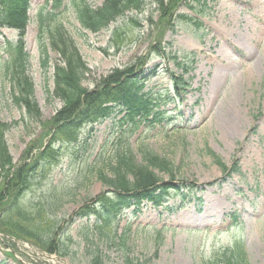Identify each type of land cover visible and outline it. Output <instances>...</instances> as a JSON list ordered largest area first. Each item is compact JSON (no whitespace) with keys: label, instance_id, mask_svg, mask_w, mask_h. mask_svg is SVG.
<instances>
[{"label":"rangeland","instance_id":"rangeland-1","mask_svg":"<svg viewBox=\"0 0 264 264\" xmlns=\"http://www.w3.org/2000/svg\"><path fill=\"white\" fill-rule=\"evenodd\" d=\"M71 1H63L56 22L87 69L84 89L93 91L112 70L132 69L147 77L144 90L159 102L163 121L133 127L112 118L85 128L77 144L59 146L57 160L41 167L16 207L2 217L0 264H90L94 255L101 264H125V259L223 264L212 251L235 245L244 264H264V0H212L199 17V32L186 24L174 32L162 30L169 10L161 16L153 0H146L142 11L128 12L97 33L81 27ZM83 1L96 10L104 0ZM29 2L22 41L32 96L40 119L47 121L62 108L52 74L58 58L48 48L49 67L41 69L37 22L38 11H52L55 2ZM177 13L192 15L185 6ZM17 33L0 27V122L8 126L3 139L16 168L37 154L29 148L40 135L37 125L23 120V110L11 104L3 76L4 65L13 62ZM154 47L164 49V56H157ZM170 57L192 60L193 71L182 76ZM178 77L186 83L180 93L173 89ZM228 107L239 120L230 138L221 119ZM144 149L170 163L176 180L197 187L192 199L200 198V207L191 202L179 209L174 200L169 211L144 205L138 216L127 211L105 226L94 218H77L79 207L106 190L98 176L110 177L107 164L115 162L116 153L128 151L140 163ZM231 168L232 173L222 171ZM3 177L0 171V186Z\"/></svg>","mask_w":264,"mask_h":264},{"label":"trees","instance_id":"trees-1","mask_svg":"<svg viewBox=\"0 0 264 264\" xmlns=\"http://www.w3.org/2000/svg\"><path fill=\"white\" fill-rule=\"evenodd\" d=\"M30 0H0V27L16 30L18 38L14 45L12 64L4 65L3 76L9 86L11 104L23 110L27 122L37 125L40 135L30 150L38 151L32 156L29 164L14 167L8 155L4 141L6 125L0 122V171L4 173L3 185L0 186V230L4 228L2 217L16 207L18 199L28 190L29 184L41 167L52 164L57 160L58 148L61 145H74L80 141L82 131L91 129L112 118H118L119 126L137 127L141 124L150 126L163 121V114L158 110L159 102L146 89L147 77L135 74L132 69L112 70L93 89L87 91L82 86L83 77L87 71L79 57L72 40L64 32L63 26L56 22L64 0H53L55 9L50 12L38 11V50L40 67L46 71L49 67V49L57 54L53 63L54 96L61 102L62 108L54 116L42 121L34 100L33 85L27 67L28 55L24 51L23 33L28 22L27 13ZM51 1V0H49ZM146 0H104L102 6L90 10L84 6V1L75 2L72 6L77 21L81 27L91 33L100 32L117 18L128 12H140ZM212 0H153L156 11L169 14L165 17V29L174 32L178 24H186L195 32L202 29L199 17L206 15L208 3ZM185 6L191 16H184L177 11ZM48 40V45L45 43ZM157 56H164V49L153 48ZM172 64L182 76H187L192 70L193 62L187 63L177 57H170ZM155 75V74H154ZM174 82L178 93L186 88L185 81ZM46 141L44 145L43 142ZM43 149V150H42ZM41 150V151H39ZM141 162L137 163L128 151L117 152L114 163L107 164L110 177L99 173V180L106 190L93 200L85 202L77 210L75 216L80 219L94 218L100 225H109L118 220L119 216L132 211L138 216L144 205L153 209L171 210L168 206L174 200L176 206L182 209L187 204L195 202L199 208L200 198H193L197 187L191 183L176 180L174 168L166 160L144 149L141 150ZM29 150L24 157L29 155ZM225 174L235 169L222 170ZM227 173H226V172ZM155 172L167 176V181L158 178ZM12 206V207H11ZM12 230V229H11ZM235 247V248H234ZM234 249L220 248L212 251L215 258H220L223 264H244V254L239 245ZM50 252V249H47ZM11 256V254H8ZM217 255V256H215ZM99 256L90 258V264H101ZM4 264V263H1ZM125 264H133L125 259ZM142 264V263H135ZM146 264V263H143Z\"/></svg>","mask_w":264,"mask_h":264},{"label":"bare ground","instance_id":"bare-ground-1","mask_svg":"<svg viewBox=\"0 0 264 264\" xmlns=\"http://www.w3.org/2000/svg\"><path fill=\"white\" fill-rule=\"evenodd\" d=\"M235 0H233L234 2ZM255 64H252V66L249 67V71H253ZM209 100V99H208ZM238 113L233 109V107H228L227 111L223 113L221 119H222V125L223 130L225 131L226 137L230 138L233 137L237 131V127L239 125L238 120ZM202 121L206 119V114H202L201 117ZM51 261V260H50Z\"/></svg>","mask_w":264,"mask_h":264}]
</instances>
